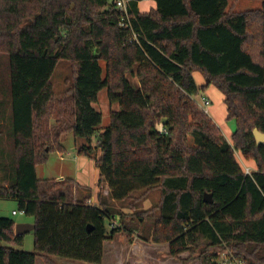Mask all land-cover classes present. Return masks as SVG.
I'll return each mask as SVG.
<instances>
[{
	"label": "trees",
	"instance_id": "trees-1",
	"mask_svg": "<svg viewBox=\"0 0 264 264\" xmlns=\"http://www.w3.org/2000/svg\"><path fill=\"white\" fill-rule=\"evenodd\" d=\"M154 1L142 12L129 0L123 26L116 0H0L10 86L0 100V199H15L35 224L29 251L26 233L0 215V264L38 256L102 264L106 242L120 233L130 244H167L181 264H223L224 250L264 264V141L255 132L264 134V0L242 11L232 0ZM61 59L72 63L73 82L57 109L52 77ZM211 85L236 120L231 142L198 104ZM104 89L109 124L96 133ZM65 133L85 140L78 153L95 158L113 200L157 190L158 203L120 212L111 227L115 210L89 203L91 188L81 194L74 178L41 179L49 152L66 150ZM237 152L255 164L251 174Z\"/></svg>",
	"mask_w": 264,
	"mask_h": 264
},
{
	"label": "rangeland",
	"instance_id": "rangeland-1",
	"mask_svg": "<svg viewBox=\"0 0 264 264\" xmlns=\"http://www.w3.org/2000/svg\"><path fill=\"white\" fill-rule=\"evenodd\" d=\"M234 6L237 5V10L255 8L257 7L261 0H232ZM151 2H141L142 8L148 7ZM6 53L0 52V100L6 102L8 100V94L10 86L7 81V71H8V60ZM104 65V62H102ZM201 77L199 73L195 74V80L199 83L198 77ZM131 81L136 84V78L130 76ZM73 80V65L69 60L61 59L58 62V65L54 71L52 77V84L54 93L58 96L56 100V108H59V99L65 97L68 88H70ZM201 94L207 97L210 100L208 105V113L212 119L219 124L226 138H230L231 134L236 130L237 123L233 119H224V114L226 113L225 105L223 102V97L221 92L215 88L210 87L209 90H202L198 96V99H201ZM95 107L102 112L103 118L102 123L97 127L96 133L102 131L109 124V113L111 106L109 104V99L107 95V90L104 89L99 93V99L95 104ZM113 108H117L116 105ZM58 113L54 116L52 115L50 123H54L57 120ZM62 146L66 148L62 153L55 149L49 152L48 160L38 166V176L41 179H48L50 181L56 180L60 175H63L64 178H74L78 180L81 184L88 185L93 189L91 192V204L94 205H103L115 210L116 216H113L108 224L110 226H115L120 223V218L122 217L120 212L132 213L138 210H147L153 207L158 203L160 193L157 190H152L148 192L145 196H142V190L134 191L130 197L125 200H113L112 198L93 197L94 193L102 191V187L98 186L99 182V170L95 165V158L78 155V147L85 143L84 139L75 138L72 133H65L60 139ZM93 142H96L95 137ZM93 143V144H94ZM63 180V179H60ZM78 188V187H77ZM80 189V188H78ZM81 190V189H80ZM109 188H106L108 191ZM108 196V195H106ZM16 213L13 214L12 211ZM160 211H157L159 214ZM0 215L1 216H10L17 223H21L25 220L33 221L32 216L26 215L24 212L19 210L18 202L15 199H0ZM109 226V228H110ZM136 241V242H135ZM132 244L128 243L125 239V235L120 233L117 235V238L107 243V261L112 256L110 245H113L117 250L115 252L119 254L118 256L125 257L126 260L124 264H133L130 262L133 257L134 260H147V263L141 264H156L155 259L158 258V264H176L177 260H174L172 257L167 256V244L161 243H152V242H143L142 240L136 239ZM24 249L32 251L34 249V235L30 231L25 235ZM231 253L230 250H224L220 253V260L222 261L225 258L226 253ZM57 260L64 264H86L84 261H74L65 258H58ZM43 258H37L36 264H43ZM179 261V260H178ZM110 262V261H109ZM180 262V261H179ZM223 262V261H222ZM113 264V263H112ZM181 264V263H180ZM193 264H198L194 262Z\"/></svg>",
	"mask_w": 264,
	"mask_h": 264
},
{
	"label": "crops",
	"instance_id": "crops-1",
	"mask_svg": "<svg viewBox=\"0 0 264 264\" xmlns=\"http://www.w3.org/2000/svg\"><path fill=\"white\" fill-rule=\"evenodd\" d=\"M128 2H129V0H128ZM141 2H151L150 3V5L148 6V7H145V8H142V6H141ZM261 5V2H260V4L257 6V7H259ZM156 6V2L154 1V0H138V7H139V9H140V11H142V12H146V11H148L149 9H151V8H153V7H155ZM235 7V10H237L236 9V7H237V5H235L234 6ZM256 8V7H255ZM247 9H251V7L250 8H247ZM242 10H246V9H242ZM242 10H237V11H242ZM196 73H199V72H194V78H195V74ZM200 75H201V73H199ZM198 79H199V83H197L199 86H202V85H204L206 82H205V79H204V77L201 75V77L199 76L198 77ZM197 82V81H196ZM210 87H215L214 85H211ZM210 87H208L207 89H206V91L207 90H209L210 89ZM215 88H217V87H215ZM218 89V88H217ZM219 90V89H218ZM220 91V90H219ZM221 92V91H220ZM221 94H222V99H223V102H224V95H223V93L221 92ZM201 96H202V94H201ZM198 102H199V99H198ZM224 105H225V109H226V113L224 114V119L225 118H228V112H227V108H226V104H225V102H224ZM217 124V123H216ZM218 126H219V124H217ZM220 127V126H219ZM221 128V127H220ZM222 130V129H221ZM231 136H232V134H231ZM226 137V136H225ZM227 140L228 141H230L231 142V137L230 138H227ZM61 152V151H60ZM62 153V152H61ZM78 155H80L79 153H78ZM237 157H238V159L240 160V162H241V164H242V166H244V167H250L251 168V170L252 171H254L255 170V164L252 162V161H248V160H246V159H244L243 157H242V155L239 153V152H237ZM37 172H38V168H37ZM100 175V174H99ZM100 178V177H99ZM60 179H65L64 177H63V175H60L56 180H60ZM76 181V185H77V187L78 188H80V189H78V192H80L81 194L82 193H85V194H87L88 193V191H87V189L86 188H91V187H89L88 185H84V184H81L80 182H78V180H75ZM98 186L100 187V185H99V182H98ZM101 187H102V191H100V192H98V190H97V193L95 194L94 193V195H93V197L96 195L97 197H99L100 195V193H101V196L100 197H102L103 199H105V197L107 198V197H109V198H111V196H110V194H109V191L110 190H108V191H106V188H109V185H108V183L107 182H103L102 184H101ZM91 191H92V193H93V189L91 188ZM92 195V194H91ZM106 195H108V196H106ZM14 212V210L12 211V213ZM13 214H15V213H13ZM116 216V215H115ZM10 217V216H9ZM16 222V221H15ZM21 223H34L33 221H30V220H25V221H22ZM16 224H18L17 222H16ZM28 233V232H27ZM136 242V241H135ZM107 243L108 242H106V253H105V256H104V259H103V263L102 264H124V262H125V260H126V258L125 257H121V256H118L119 254H117L116 252H115V250H117V248H115L113 245H110L111 247H110V250H111V253H112V256L109 258V260L107 261V251H108V246H107ZM112 242H110V244H111ZM167 249V251H168V248H166ZM37 258H43L42 256H38ZM37 258H36V261H37ZM59 258V257H58ZM52 259L54 260V261H56L57 263H60V264H64V263H62V262H60L59 260H57V258H56V256H53L52 257ZM175 260V259H174ZM110 261V262H109ZM133 261L135 262V264H141V263H147L148 261L147 260H134L133 259ZM155 263L156 264H158V258H156L155 260ZM131 262V261H130ZM42 263L43 264H46L45 263V261H44V259H42ZM86 264H88L87 262H85ZM154 264V263H153ZM176 264H180L178 261H176Z\"/></svg>",
	"mask_w": 264,
	"mask_h": 264
},
{
	"label": "built area",
	"instance_id": "built-area-1",
	"mask_svg": "<svg viewBox=\"0 0 264 264\" xmlns=\"http://www.w3.org/2000/svg\"><path fill=\"white\" fill-rule=\"evenodd\" d=\"M116 7L123 13V19L121 22V25L123 26H128L130 25L129 20H130V15H129V9H128V0H116ZM210 103V100L205 97L201 96V99L199 100L198 104L199 106L208 112V105ZM158 131L160 133L166 132V129L163 127L162 124L158 125ZM246 173L251 174V168L250 167H245ZM91 203V200L88 201ZM13 213H16L15 211ZM226 257L223 258V264H245L243 259L237 258L234 256L232 253H226Z\"/></svg>",
	"mask_w": 264,
	"mask_h": 264
},
{
	"label": "water",
	"instance_id": "water-1",
	"mask_svg": "<svg viewBox=\"0 0 264 264\" xmlns=\"http://www.w3.org/2000/svg\"><path fill=\"white\" fill-rule=\"evenodd\" d=\"M257 136H258V139L260 141H264V134L259 132V131H255ZM205 201L207 202H212L213 201V198H212V195L211 194H206L205 195ZM35 229V224L34 223H18L16 224L15 226V232L16 234H25L27 232H30L32 230ZM91 229V227H90Z\"/></svg>",
	"mask_w": 264,
	"mask_h": 264
}]
</instances>
